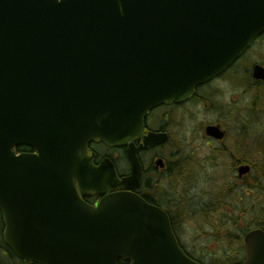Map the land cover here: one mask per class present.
I'll return each instance as SVG.
<instances>
[{
	"label": "water",
	"instance_id": "obj_1",
	"mask_svg": "<svg viewBox=\"0 0 264 264\" xmlns=\"http://www.w3.org/2000/svg\"><path fill=\"white\" fill-rule=\"evenodd\" d=\"M263 32L264 0H0L6 245L36 264H200L159 207L118 193L93 208L76 185L138 188V151L166 142L145 136L150 112L191 98ZM93 142L127 147L131 175L96 169ZM244 242L242 264H264V231Z\"/></svg>",
	"mask_w": 264,
	"mask_h": 264
},
{
	"label": "flooded vegetation",
	"instance_id": "obj_2",
	"mask_svg": "<svg viewBox=\"0 0 264 264\" xmlns=\"http://www.w3.org/2000/svg\"><path fill=\"white\" fill-rule=\"evenodd\" d=\"M228 87L234 91L229 102ZM228 124L240 131L241 144H264V32L223 73L200 85L191 98L161 106L148 115L145 135L164 134L166 142L138 151L142 173L137 189L96 193L91 191V182L83 187V191L76 185L79 195L93 208H98L110 195L122 192L138 195L169 215L180 246L194 261L201 264H228L229 260L242 263L247 259L242 236L249 230H264V162L259 159L255 163L233 155L228 149ZM90 144L89 156L96 169L111 161L120 179L131 174L126 147L112 149L103 143ZM133 144L139 148L144 143L139 140ZM169 147L174 151L167 157ZM17 151L33 152L28 148ZM228 165L237 175L233 186H228ZM247 167L250 169L248 175L241 177L240 169ZM108 187H114V183ZM238 188L247 193L245 199L250 195V204H244L240 199L233 206L231 197ZM243 223L248 227L241 228ZM178 224H193L206 238L210 235L208 237L213 236L215 240L205 246L197 242L188 246L177 230ZM0 225V264H36L20 260L5 244L1 213ZM204 227L211 232L202 233ZM234 241L239 243V249L228 247ZM118 264L130 263L120 260Z\"/></svg>",
	"mask_w": 264,
	"mask_h": 264
},
{
	"label": "rangeland",
	"instance_id": "obj_3",
	"mask_svg": "<svg viewBox=\"0 0 264 264\" xmlns=\"http://www.w3.org/2000/svg\"><path fill=\"white\" fill-rule=\"evenodd\" d=\"M234 94V91L228 87V102L231 100L232 96ZM236 95V94H235ZM228 149L233 153L234 156L242 157V158H248L252 162H259V159H263L264 162V144L262 142H249L248 144H241L240 139H238L240 135V131L235 129L232 124H228ZM246 145V146H244ZM169 151L168 154H166L167 157H169V153L174 151L173 147L167 148ZM229 158V156H228ZM231 160V158H230ZM232 162V160H231ZM237 177L235 171L231 170V166L229 167L228 165V186H233L231 184H234L237 180L235 179ZM256 193V191H254ZM246 194L242 188H238L237 191L234 192V194L231 197V202L233 206L238 204V201L240 199L242 200V203L244 204H250V195L245 199ZM264 219V217H262ZM248 227L246 223H243L241 228H246ZM203 232L202 233H210L211 229L208 228H202ZM1 225H0V236H1ZM178 232L182 235L184 238V242L188 244V246L192 245V243H199L200 246H205V244L214 241L215 239L212 237H208L210 235L206 236L204 234H201V229L200 231L194 226L193 224H188V225H181L178 224L177 227ZM231 233L233 229L230 230ZM200 237V240H198ZM237 241V240H236ZM232 242V245L229 243L228 247H231L232 249L238 248L239 249V243L238 242ZM225 262V261H224Z\"/></svg>",
	"mask_w": 264,
	"mask_h": 264
},
{
	"label": "trees",
	"instance_id": "obj_4",
	"mask_svg": "<svg viewBox=\"0 0 264 264\" xmlns=\"http://www.w3.org/2000/svg\"><path fill=\"white\" fill-rule=\"evenodd\" d=\"M237 221V220H236ZM244 234V233H243ZM232 263H235V260H229L228 261V264H232ZM220 264H225V263H220Z\"/></svg>",
	"mask_w": 264,
	"mask_h": 264
}]
</instances>
